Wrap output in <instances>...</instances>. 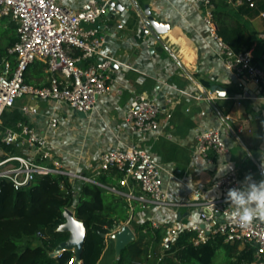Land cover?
<instances>
[{"label": "crops", "instance_id": "0c3cea01", "mask_svg": "<svg viewBox=\"0 0 264 264\" xmlns=\"http://www.w3.org/2000/svg\"><path fill=\"white\" fill-rule=\"evenodd\" d=\"M88 1L60 0L63 6L72 10L82 8ZM121 2L127 7L124 13H116L115 17L104 15L98 23L105 39L103 53L115 60L110 73L112 93L99 97L86 119H80L66 103L35 101L29 97L18 100L8 114L18 111L23 117L22 122L45 135L50 144L51 160L62 165L64 170L95 180L102 175L99 163L106 151L123 144L149 150L168 171L163 175L164 188L173 202L186 200L195 188L214 197L215 192L210 190L213 181L230 172H236L242 183L246 176L257 182L264 179V100L252 96L238 99L245 96V91L238 88V78L225 67L217 42L209 37L204 8L191 0ZM146 7L157 20L171 25L167 33L160 35V41L144 33ZM244 20L254 37L257 55L262 48L259 35L264 33L257 28L264 18ZM17 41L16 23L0 17V71L3 74L7 72V65L10 70L16 66V59L9 50ZM43 65L36 62L29 67L26 75L29 84L48 85L49 74ZM204 82L211 88L203 86ZM213 86L226 89V97H218L212 91ZM201 93L210 95L212 100L197 101L194 96ZM137 95L154 99L162 108H165L166 96L178 101L169 120L165 114L160 115V130L147 134H133L129 130L125 114ZM25 105L37 107L38 113L23 115L21 108ZM52 117L59 119L56 129L49 126ZM208 129H219L228 149L212 164L194 153L196 134ZM17 153L44 163L34 152H29L25 144H19ZM2 154L9 155L3 148ZM227 164L231 167L221 172V166ZM107 186L117 187L118 181ZM130 213V219L134 217L138 226L149 221L164 236L173 227L204 226L199 209L194 207L175 212L154 207L144 209L138 203H132ZM145 245L149 247L150 243L145 241ZM239 249L244 247L239 246Z\"/></svg>", "mask_w": 264, "mask_h": 264}, {"label": "built area", "instance_id": "2783aa9c", "mask_svg": "<svg viewBox=\"0 0 264 264\" xmlns=\"http://www.w3.org/2000/svg\"><path fill=\"white\" fill-rule=\"evenodd\" d=\"M204 8V21L209 37L217 42L220 56L225 67L238 78L237 86L245 91V96L238 99L252 98L264 100V66L256 60L254 47L250 50L235 52L217 33L214 22V10L219 0H191ZM233 6L243 5V0H226ZM249 7H254L256 0H246ZM106 14L105 7L97 0H89L78 10L63 6L60 0H0V17L9 18L17 25L18 41L9 50L16 59L14 70L7 65V72L0 71V126L5 113L12 111L16 102L24 97L35 101L66 103L73 111L90 112L99 97L112 93V65L115 60L103 53L105 39L101 35L99 20ZM264 18V13H261ZM122 28V27H119ZM262 46L261 61H264V33L259 35ZM42 62L49 74V83L36 87L26 82V74L31 65ZM254 87L250 88L249 85ZM246 93L248 96H246ZM194 98L197 101H210L212 97L201 93ZM165 108L154 99L145 95L135 96L129 106L125 121L133 134H147L160 130V115L169 120L178 103L170 96L165 97ZM23 115L37 114L35 106L21 108ZM205 116V112H202ZM57 117L50 119L49 126L56 129ZM25 144L30 151L41 158L51 160L48 150L49 140L24 122L14 127L4 128L0 132V144L19 146ZM227 146L219 129H208L196 134L194 153L213 163L214 159L226 154ZM54 166L32 159L11 155L3 156L0 147V179L11 182L15 190L29 186L37 175L56 174L81 180L108 189L129 203H138L146 209L177 211L194 207L199 209V217L204 226L184 225L169 229L159 252L148 255L161 263L172 250L180 233L194 232L195 245L208 242L220 236L227 244L254 249L253 264H264V221H253L243 227L239 220L231 215L226 194L229 188H239L243 184L236 172H230L216 178L210 190L214 197H208L199 189H192L191 194L182 202H173L164 188L163 175L168 171L153 154L136 145H120L103 153L99 170L102 174L120 176L118 188L106 186L95 179L64 170L53 161ZM131 220V219H130ZM130 220L127 222L129 224ZM118 227L116 231L120 230ZM155 227V225H154ZM115 231V232H116ZM73 258L69 264H74Z\"/></svg>", "mask_w": 264, "mask_h": 264}, {"label": "trees", "instance_id": "16d2710c", "mask_svg": "<svg viewBox=\"0 0 264 264\" xmlns=\"http://www.w3.org/2000/svg\"><path fill=\"white\" fill-rule=\"evenodd\" d=\"M261 13H264V0H256L254 7H249L246 0L238 7L221 0L214 10L219 37L235 52L252 49L255 40L244 18L256 19ZM261 56L262 50L256 55V60L264 66ZM26 82H29L27 76ZM203 86L211 88L206 82ZM21 121L23 117L18 111L5 113L0 131L4 127H14ZM0 147L9 155L18 154V146L0 144ZM112 177H115L113 173L102 174L97 181L107 186L115 184L120 178L117 176L113 180ZM75 184L77 181L73 183L66 176L46 174L37 175L29 186L15 190L11 182L0 179V264H69L75 258L74 251L68 250L54 256L56 248L69 238L68 233L58 231L65 223L63 214L66 209L72 210L86 228L82 264L101 263L107 249V239L102 234L110 235L127 223L130 208L125 198L108 189L89 183L76 185L75 188ZM135 213L136 210L133 215ZM134 224L130 220L129 225L138 239L122 252L115 264H147L150 251L145 245L146 236L156 243L154 249L160 251L165 239L161 230L154 228L149 221L139 226ZM195 235L194 232L180 233L164 260L158 263L157 259H153L152 263L218 264L221 250L229 258L228 264H253L255 261L254 249L244 248L233 254V250L239 246L225 243L220 236L195 245ZM34 240L41 243L35 244Z\"/></svg>", "mask_w": 264, "mask_h": 264}, {"label": "water", "instance_id": "95a60500", "mask_svg": "<svg viewBox=\"0 0 264 264\" xmlns=\"http://www.w3.org/2000/svg\"><path fill=\"white\" fill-rule=\"evenodd\" d=\"M101 5L105 7V15H110L112 17H115L116 13H124L127 9L126 5H124L121 0H106L102 1ZM137 9L141 11L139 7ZM143 22L145 24L144 33L150 34L157 41H160V35L167 33L171 29V25L169 23L157 20L152 15L149 7H146L143 12ZM249 87L252 88L254 85L250 84ZM212 91L221 98H225L227 95V90L218 86H213ZM246 96H248L247 93ZM77 115L80 119L87 118V114L83 112H77ZM63 216L65 218V223L58 231L68 233L69 238L56 248L54 256H58L64 251L72 250L75 253L74 264H82L81 255L86 240V228L81 221L77 220L75 214L69 209L64 211ZM102 236L104 238L106 237L104 234H102ZM111 238L115 241V253L117 258L121 256L122 252L130 244L137 240L136 234L128 224L123 225L119 231L115 232L111 236Z\"/></svg>", "mask_w": 264, "mask_h": 264}, {"label": "clouds", "instance_id": "9594fccd", "mask_svg": "<svg viewBox=\"0 0 264 264\" xmlns=\"http://www.w3.org/2000/svg\"><path fill=\"white\" fill-rule=\"evenodd\" d=\"M230 167L229 164L222 165L220 171ZM225 199L229 203L231 215L236 217L243 227H247L257 218L264 219V179L257 182L251 176H246L241 187L228 189Z\"/></svg>", "mask_w": 264, "mask_h": 264}, {"label": "rangeland", "instance_id": "374dc122", "mask_svg": "<svg viewBox=\"0 0 264 264\" xmlns=\"http://www.w3.org/2000/svg\"><path fill=\"white\" fill-rule=\"evenodd\" d=\"M258 30H262V32L264 31V20L260 21V28H257ZM261 48V47H260ZM262 50V48L260 49V51ZM45 164L49 165L50 167L54 166L53 160H45L43 161ZM61 167L63 168V166L61 165ZM73 181V180H72ZM75 181H73L74 183ZM81 180H77V184L74 185V187L76 188V185H82ZM72 211V210H70ZM73 212V211H72ZM132 221H135V218H132ZM127 224V223H125ZM134 225H138L137 222L135 221ZM130 226V225H129ZM131 227V226H130ZM115 232H112L110 235H107V249L105 252V255L103 257V260L101 261L100 264H115L116 260H118V258L116 257V253H115V241L112 240L111 236L114 234ZM42 237H46V236H42ZM41 237V238H42ZM144 241H147L148 243H150L149 246V251L150 252H154L155 251V247L157 246L155 242H152L151 237L146 236L144 237ZM35 244H39L41 243L40 240H34L33 241ZM155 243V244H154ZM159 246V245H158ZM240 251L239 247L233 250V254H237ZM218 264H228L229 263V258L226 256V253L224 250H221L219 252V256H218ZM147 264H153L152 262L147 261Z\"/></svg>", "mask_w": 264, "mask_h": 264}]
</instances>
